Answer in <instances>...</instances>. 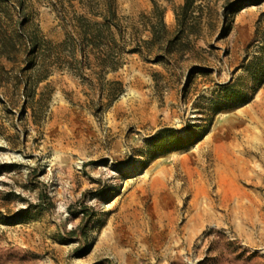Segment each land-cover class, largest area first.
<instances>
[{
  "label": "rangeland",
  "instance_id": "374dc122",
  "mask_svg": "<svg viewBox=\"0 0 264 264\" xmlns=\"http://www.w3.org/2000/svg\"><path fill=\"white\" fill-rule=\"evenodd\" d=\"M152 10L0 0V264H264V0Z\"/></svg>",
  "mask_w": 264,
  "mask_h": 264
},
{
  "label": "trees",
  "instance_id": "16d2710c",
  "mask_svg": "<svg viewBox=\"0 0 264 264\" xmlns=\"http://www.w3.org/2000/svg\"><path fill=\"white\" fill-rule=\"evenodd\" d=\"M153 6V15L155 17V23L151 24L152 38L149 42L162 41L165 43L167 49L175 48V46H183L189 40L192 34L197 35L199 33L197 29V17L193 15L192 9L196 0H183V3L174 9L172 12L175 19L174 33L170 36V31L167 30L164 23L165 8H160L157 4V0H150ZM167 1V0H166ZM264 12L260 16L257 24L262 21ZM109 28L108 24L105 25ZM260 39H264V31L259 36ZM256 61V58H255ZM253 66V61L247 63L245 67L246 71L250 70ZM260 77V83L263 82L264 73L258 75Z\"/></svg>",
  "mask_w": 264,
  "mask_h": 264
}]
</instances>
